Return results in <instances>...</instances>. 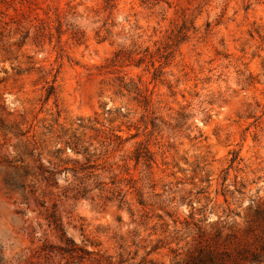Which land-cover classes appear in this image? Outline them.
I'll return each mask as SVG.
<instances>
[{"label": "rangeland", "instance_id": "1", "mask_svg": "<svg viewBox=\"0 0 264 264\" xmlns=\"http://www.w3.org/2000/svg\"><path fill=\"white\" fill-rule=\"evenodd\" d=\"M257 204L264 0H0V264H182Z\"/></svg>", "mask_w": 264, "mask_h": 264}, {"label": "trees", "instance_id": "2", "mask_svg": "<svg viewBox=\"0 0 264 264\" xmlns=\"http://www.w3.org/2000/svg\"><path fill=\"white\" fill-rule=\"evenodd\" d=\"M248 222V238L244 245L233 241L234 235L228 233L222 244L223 251L215 252L210 249L204 251L203 257L190 255L182 264H193V261H198L199 264H264V204L256 205Z\"/></svg>", "mask_w": 264, "mask_h": 264}]
</instances>
